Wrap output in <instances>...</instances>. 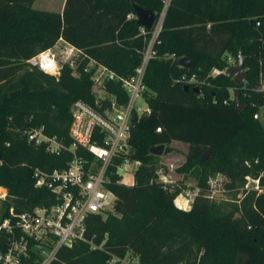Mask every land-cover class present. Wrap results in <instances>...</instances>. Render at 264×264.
Segmentation results:
<instances>
[{"label":"trees","instance_id":"1","mask_svg":"<svg viewBox=\"0 0 264 264\" xmlns=\"http://www.w3.org/2000/svg\"><path fill=\"white\" fill-rule=\"evenodd\" d=\"M164 1L65 0L55 12L32 8L33 0H0V186L6 189L0 218L9 206L21 211L50 203L52 193L33 185L32 168L62 167L70 158L68 151L46 152L24 132L42 126L68 143L71 104L94 99L88 57L79 61L77 74L63 63L57 76L25 59L62 39L129 76L153 32L137 22L134 6L150 9L156 19L164 11L157 55L149 58L143 77L150 112L131 128L132 156L140 160L135 184H109L116 195L114 211L89 214L87 240L59 246L48 264H128L121 261L128 254L137 264H264V190L244 197L237 215L234 210L212 215L204 194L208 177L217 172L228 177L230 187L247 173L264 186V127L253 117L264 109V89L256 88L259 72L264 73V0H169L163 10ZM239 51L246 67L241 110L229 92L238 85L226 70L227 53L236 57ZM184 55L193 66L177 65ZM214 68L225 70L212 73ZM183 74L203 78L202 87L194 91ZM104 87L119 102L127 100L119 81L106 80ZM173 140L188 144L178 170L200 188L187 210L173 200L181 184L156 180L159 156L149 150L163 143L168 152ZM88 240L100 246L91 247ZM113 256L119 259L110 261Z\"/></svg>","mask_w":264,"mask_h":264},{"label":"built area","instance_id":"2","mask_svg":"<svg viewBox=\"0 0 264 264\" xmlns=\"http://www.w3.org/2000/svg\"><path fill=\"white\" fill-rule=\"evenodd\" d=\"M163 15L164 11L153 28L151 41L142 54L141 62L129 76L117 74L67 42H63L62 59L57 57L53 46L39 50L25 59L28 66L57 76L63 63H68L72 73L77 74L79 61L88 57L86 68L93 70L94 99L93 102H88L78 98L71 104L68 143L63 137L45 133L42 126H35L24 132L28 141L34 145H42L46 152L58 155L68 151L70 158L62 167L32 168L33 185L50 191L52 201L21 211L14 210L12 206L7 207V213L0 218V264H48L59 246L71 245L77 239L87 240L84 232L85 220L89 214L105 215L114 209L116 195L109 184H135V172L140 160L132 156L131 128L134 116L138 118L139 115L150 112L144 96L147 86L143 77L149 58L157 55L154 44ZM163 56L175 57L174 53L167 52ZM234 60L233 57H228L229 62ZM221 70L225 69L214 68L212 73ZM196 77L195 74H183L181 79L193 82ZM106 80L121 83L127 92L125 102H119L115 94L104 87ZM138 99L143 104L137 103ZM259 114L255 113L254 116L258 117ZM156 172L162 174V168L159 167ZM218 176L216 174L208 178L207 183L211 189L215 188L217 180L223 179ZM254 181L256 188H259V178ZM0 187L1 200L6 195V189ZM194 194L187 192L184 209L190 208ZM88 242L91 247L100 246L91 240ZM116 259L119 258L113 256L110 261ZM121 261L125 262L124 258Z\"/></svg>","mask_w":264,"mask_h":264},{"label":"rangeland","instance_id":"3","mask_svg":"<svg viewBox=\"0 0 264 264\" xmlns=\"http://www.w3.org/2000/svg\"><path fill=\"white\" fill-rule=\"evenodd\" d=\"M65 0H33L31 7L34 9H42V10H49V11H55V12H61ZM169 3V0L164 1V9L167 7ZM64 41L62 39H58L54 45L53 50L56 53L57 57L59 59L63 58L62 47L64 46ZM235 57L231 53H227V60L228 57ZM237 57V55H236ZM236 57L234 58V61L229 62L230 65H234L236 63ZM246 69V67L244 66ZM258 82L256 85V88L264 89V73L261 71L258 74ZM202 83H204V79L201 77H196V80L193 81L192 86L202 87ZM229 92L231 95H233V88L229 87ZM137 103L143 104V101L141 99L137 100ZM263 107H259V109L256 111V113H262L264 109ZM253 117L254 114H253ZM263 127H264V116L263 114L257 117ZM170 147V150L168 152H163L161 155H158L159 158L156 162V171L159 167L162 168V174L161 172L157 174L156 180L161 181L163 184H166L167 182H163L164 180L167 181H173L172 183H175V185L181 184L183 187L182 189L174 196L173 200L174 203L179 207L183 208V203L185 201V196L187 195V192L191 191L194 194V198L200 191V188L196 185L195 178L192 176L185 175L186 173L184 171L178 170V167H181L183 162L186 159V152L188 149V144L182 143V142H171L168 144ZM164 174V175H163ZM218 177H223L222 180H217L216 185L214 189H211L207 183V190L204 191V194L208 197V199L212 203V209L211 214L212 215H222L228 211L234 210V214H238V211L235 210L241 206V203L246 196L254 197L258 193L264 190V186L260 184L259 181V188H256L255 186V179L258 177H254L252 174L247 173V177L244 176V180L236 183L234 186H228L229 179L228 177L221 172H217ZM211 175V176H215ZM131 176V174H129ZM210 177V176H209ZM208 177V178H209ZM208 180V179H207ZM184 183V184H182ZM181 192V194H180ZM192 205V203H191ZM191 207V206H190ZM2 208L1 200H0V209ZM190 209V208H189ZM114 211V209L112 210ZM136 258L130 256L129 254L124 258V261L128 264H137Z\"/></svg>","mask_w":264,"mask_h":264},{"label":"water","instance_id":"4","mask_svg":"<svg viewBox=\"0 0 264 264\" xmlns=\"http://www.w3.org/2000/svg\"><path fill=\"white\" fill-rule=\"evenodd\" d=\"M134 11L136 14L137 22L145 29L151 30L154 28L155 24L157 23L155 14L150 9H144L139 6H134ZM177 65L191 67L193 66L194 62L189 56H181L177 60ZM226 70L232 75L233 80L238 85L233 90V98L236 101L237 108L241 110L244 107V103L240 100V89L239 86H242L246 79V72L244 68V61H243V54L241 51L238 52L236 57V63L234 65H229L226 67ZM185 88H188V84L184 85ZM194 91H198L199 87L193 86ZM264 116V110L262 112ZM137 118L136 116L133 117L135 121ZM150 152L156 155H161L164 150V144L160 143L150 147ZM210 153V149H207L201 156V159H205L207 155Z\"/></svg>","mask_w":264,"mask_h":264},{"label":"crops","instance_id":"5","mask_svg":"<svg viewBox=\"0 0 264 264\" xmlns=\"http://www.w3.org/2000/svg\"><path fill=\"white\" fill-rule=\"evenodd\" d=\"M173 142H181V141H176V140H173V141H172V143H173ZM182 143H184V142H182ZM185 144H187V143H185Z\"/></svg>","mask_w":264,"mask_h":264},{"label":"bare ground","instance_id":"6","mask_svg":"<svg viewBox=\"0 0 264 264\" xmlns=\"http://www.w3.org/2000/svg\"><path fill=\"white\" fill-rule=\"evenodd\" d=\"M0 190H2V188L0 187Z\"/></svg>","mask_w":264,"mask_h":264}]
</instances>
